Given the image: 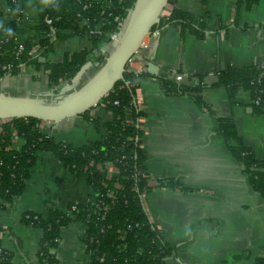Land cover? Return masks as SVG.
<instances>
[{
  "label": "crops",
  "instance_id": "obj_1",
  "mask_svg": "<svg viewBox=\"0 0 264 264\" xmlns=\"http://www.w3.org/2000/svg\"><path fill=\"white\" fill-rule=\"evenodd\" d=\"M19 1L22 15L16 16L9 13L8 0H0V30L15 20L16 42H30L35 52L38 14L48 1ZM174 5L195 16L206 13V34L204 39H196L180 35L178 27H164L153 53L144 51L148 64L143 66L140 57L133 61L134 100L125 116L130 120L134 112L140 113V146L151 187L142 195L143 206L174 249L166 264H254L257 258H264V201L228 149V143L235 142L227 143L217 129L220 119L231 118L243 143L261 158L264 114L251 111L245 90L239 89L229 100L226 88L215 84L218 73L228 67L241 68L264 60V0H175ZM89 47L87 37L70 36L55 42L46 58L60 62L64 54ZM107 48L102 44L104 53ZM96 65L90 59L77 76L51 87L42 68L6 75L0 79V94L47 101L81 86ZM162 71L173 79L174 73L186 74L185 83H189L188 76L199 78L202 87L197 95L203 104L194 100V93H165L159 78ZM88 115L101 123L111 118L100 103ZM39 127L47 136L78 146L96 141L105 132L82 115L58 122L40 121ZM13 145L18 146L19 140L14 139ZM97 168L106 175L116 172L111 164ZM167 179L176 184L158 185L159 180ZM91 192L84 174L70 172L52 153L38 152L24 191L9 203L0 200L4 204L0 210V247L12 252V264H49L37 253L41 230L21 221L25 212L46 215L52 209L64 211L71 203L88 202ZM84 231L83 221L62 227L56 247L50 250L55 257L51 264H87ZM242 253L247 254L245 258H236Z\"/></svg>",
  "mask_w": 264,
  "mask_h": 264
},
{
  "label": "trees",
  "instance_id": "obj_2",
  "mask_svg": "<svg viewBox=\"0 0 264 264\" xmlns=\"http://www.w3.org/2000/svg\"><path fill=\"white\" fill-rule=\"evenodd\" d=\"M47 1V7L37 18V51H32V44L28 41L19 47L15 20L11 19L0 30V79L31 68H42L51 87L72 79L90 59L98 67L106 56L101 51L102 44L109 43L110 34L119 32L136 0ZM174 3L175 0L168 1L171 8L162 12L159 25L152 30L178 27L182 36L189 34L204 39V23L208 15L195 16L175 7ZM8 5L9 13L22 15L19 0H8ZM74 35L87 37L90 47L66 53L60 62L44 57L52 51L54 42ZM134 76L126 69L123 80L118 81L101 100L111 113L110 120L101 123L90 117L88 111L82 115L95 127L101 126L105 130L92 143L78 146L47 136L36 118L0 121V200L9 203L24 191L29 168L38 152L52 153L70 172L84 174L92 191L85 204L71 203L64 211L52 209L46 215L27 211L21 216L22 223L41 230L37 253L49 264L55 262L50 250L56 247L60 229L72 221L85 223L82 242L89 255L87 264H166L165 259L174 254L162 231L150 221L142 202L143 193L151 187L147 183L144 153L140 146L142 132L137 124L140 113L134 112L130 120L125 116V110L132 108L134 100ZM159 78L165 93L179 96L194 93V100L203 104L197 95L202 87L199 78L188 76L189 83L177 82L164 71ZM215 85L226 88L229 100L239 89L245 90L251 111L264 114V60L241 68L228 67L218 73ZM217 131L227 143L235 142L228 143V149L241 162L250 186L264 201V155L261 158L254 156L243 143L231 118L220 119ZM14 139L19 140L18 146L13 145ZM104 164H111L116 172L104 174L97 168ZM175 184L172 179L158 181V185ZM3 208L4 204L0 203V210ZM246 255L242 253L236 258H245ZM11 259L12 252L0 247V264H12ZM254 264H264V258H257Z\"/></svg>",
  "mask_w": 264,
  "mask_h": 264
},
{
  "label": "water",
  "instance_id": "obj_3",
  "mask_svg": "<svg viewBox=\"0 0 264 264\" xmlns=\"http://www.w3.org/2000/svg\"><path fill=\"white\" fill-rule=\"evenodd\" d=\"M168 1L136 0L120 28L118 40L107 48L103 62L81 86L62 100L50 102L0 94V121L31 117L39 121L58 122L83 115L99 104L115 84L123 80L128 59L140 48L153 27L159 25Z\"/></svg>",
  "mask_w": 264,
  "mask_h": 264
},
{
  "label": "built area",
  "instance_id": "obj_4",
  "mask_svg": "<svg viewBox=\"0 0 264 264\" xmlns=\"http://www.w3.org/2000/svg\"><path fill=\"white\" fill-rule=\"evenodd\" d=\"M45 21L47 23H50L49 19H46ZM162 30H163L162 28L154 29L147 36L144 37V39L140 45V48L127 61L126 69L128 71L133 72L135 70V68L133 66V61L136 57H140L143 60V66L148 64L149 57H144V51L152 50L151 54L153 53L154 46L156 45V43H157V41L161 35ZM118 34H119V32L110 34V36H109L110 41H109V43H107L108 47H109V45H111L112 43H114L118 40ZM21 44L22 43H19L20 48H21ZM102 52H104V51H102ZM144 68L145 67H141V70H144ZM185 77H187V75L184 73H174V80L177 82H182L185 79ZM100 104L103 107H106L105 103L100 102Z\"/></svg>",
  "mask_w": 264,
  "mask_h": 264
},
{
  "label": "rangeland",
  "instance_id": "obj_5",
  "mask_svg": "<svg viewBox=\"0 0 264 264\" xmlns=\"http://www.w3.org/2000/svg\"><path fill=\"white\" fill-rule=\"evenodd\" d=\"M78 40H80V41H82V39L81 38H77ZM57 42V41H56ZM55 43V42H54ZM54 45V44H53ZM48 54V53H47ZM46 54V55H47ZM46 55L44 56L45 58H46ZM96 68H97V65L95 66V70H96ZM78 87V85H76L73 89H75V88H77ZM72 91V90H71ZM70 92V91H69ZM69 92H67V93H64V94H62V95H59V96H55V97H51L50 99L48 98V99H45V100H47V101H50V102H56V101H60V100H62L67 94H69Z\"/></svg>",
  "mask_w": 264,
  "mask_h": 264
}]
</instances>
